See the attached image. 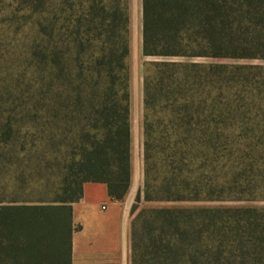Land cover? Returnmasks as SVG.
<instances>
[{"label":"trees","instance_id":"1","mask_svg":"<svg viewBox=\"0 0 264 264\" xmlns=\"http://www.w3.org/2000/svg\"><path fill=\"white\" fill-rule=\"evenodd\" d=\"M130 24L128 1L93 0L76 20L41 23L26 45L39 114L0 134V264H73L85 184L118 202L129 193ZM142 51L264 62V0H142ZM152 66L145 200L263 202L264 66ZM131 248L132 264H264V207L141 209Z\"/></svg>","mask_w":264,"mask_h":264},{"label":"rangeland","instance_id":"2","mask_svg":"<svg viewBox=\"0 0 264 264\" xmlns=\"http://www.w3.org/2000/svg\"><path fill=\"white\" fill-rule=\"evenodd\" d=\"M93 0H0V134L9 129L26 126V118L39 114L34 92L37 85H30L31 74L25 72L23 60L25 47L41 32V23L56 18L80 17L82 6L87 8ZM99 2L100 0H95ZM108 3L110 0H104ZM130 7V56L127 60L130 73L131 94V161L132 184L126 198L121 201L127 209L130 226L141 209L165 207H264V201L253 203L211 202V203H167L145 200L144 172V78L153 71L156 62L174 61L200 63L205 65H250L261 61L214 59V58H158L145 57L142 51V0H126ZM64 7V8H63ZM65 9L64 13L61 10ZM47 33L51 29L46 30ZM71 32V31H69ZM60 140V138H58ZM70 143V142H69ZM40 191L35 190L34 194ZM141 193L139 211L133 215V206ZM36 196V195H35Z\"/></svg>","mask_w":264,"mask_h":264},{"label":"crops","instance_id":"3","mask_svg":"<svg viewBox=\"0 0 264 264\" xmlns=\"http://www.w3.org/2000/svg\"><path fill=\"white\" fill-rule=\"evenodd\" d=\"M73 220L80 228L73 235V264H132L127 209L111 199L105 184H85Z\"/></svg>","mask_w":264,"mask_h":264}]
</instances>
